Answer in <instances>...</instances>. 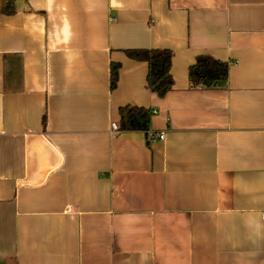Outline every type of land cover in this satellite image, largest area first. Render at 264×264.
<instances>
[{
    "label": "crops",
    "instance_id": "0c3cea01",
    "mask_svg": "<svg viewBox=\"0 0 264 264\" xmlns=\"http://www.w3.org/2000/svg\"><path fill=\"white\" fill-rule=\"evenodd\" d=\"M6 2L0 264H264V0ZM144 49L173 53L165 97ZM202 55L226 89L190 87ZM126 106L164 139L115 131Z\"/></svg>",
    "mask_w": 264,
    "mask_h": 264
},
{
    "label": "trees",
    "instance_id": "16d2710c",
    "mask_svg": "<svg viewBox=\"0 0 264 264\" xmlns=\"http://www.w3.org/2000/svg\"><path fill=\"white\" fill-rule=\"evenodd\" d=\"M16 0H7L4 8L6 15H13ZM128 58L148 65L147 88L160 97H165L174 86L171 75L173 53L168 49L128 50ZM120 65L111 66V89L119 82ZM189 83L192 89L222 90L228 87L229 64L209 56H199L189 68ZM153 113L145 108L126 106L120 109V132H144L147 137L151 128ZM46 118H44V123Z\"/></svg>",
    "mask_w": 264,
    "mask_h": 264
},
{
    "label": "built area",
    "instance_id": "2783aa9c",
    "mask_svg": "<svg viewBox=\"0 0 264 264\" xmlns=\"http://www.w3.org/2000/svg\"><path fill=\"white\" fill-rule=\"evenodd\" d=\"M154 114H157V112L154 111ZM114 130L115 131L118 130V127L115 126ZM150 138L153 139V140H157V139L163 140L164 139V135L163 134L158 135V134H153L152 133V134H150Z\"/></svg>",
    "mask_w": 264,
    "mask_h": 264
}]
</instances>
